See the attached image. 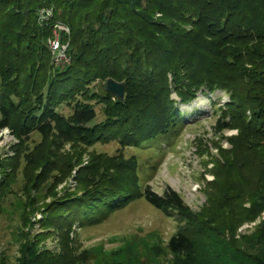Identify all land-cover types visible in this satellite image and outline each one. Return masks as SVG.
<instances>
[{
  "label": "trees",
  "instance_id": "obj_1",
  "mask_svg": "<svg viewBox=\"0 0 264 264\" xmlns=\"http://www.w3.org/2000/svg\"><path fill=\"white\" fill-rule=\"evenodd\" d=\"M41 11L51 14L43 23ZM59 25L68 29L61 35L67 63L52 75L46 42ZM108 79L124 82L123 101L102 89L89 92L92 83ZM247 79L261 87L249 98L258 99L251 114L259 122L255 134L264 136V0H0V128L16 121L18 137L55 132L68 142L137 147L180 123L171 93L187 105L201 89L223 90L246 107L237 83L245 89ZM72 97L76 104L66 119L56 107ZM93 101L104 106L105 120L96 124ZM118 167L129 181H114L105 169L107 179L66 207L78 225L96 224L141 197L167 216L176 211L186 223H199L174 191L159 195L146 186L140 192L135 163ZM246 212L249 222L264 213V191ZM196 241L183 228L168 248L195 264ZM255 244L264 264V218Z\"/></svg>",
  "mask_w": 264,
  "mask_h": 264
},
{
  "label": "rangeland",
  "instance_id": "obj_2",
  "mask_svg": "<svg viewBox=\"0 0 264 264\" xmlns=\"http://www.w3.org/2000/svg\"><path fill=\"white\" fill-rule=\"evenodd\" d=\"M53 29L65 52L66 28ZM50 40L55 61L63 49L52 52ZM99 85L86 91L100 94ZM237 85L246 107L223 90L201 89L187 105L171 93L180 123L137 147L118 140L68 142L55 132L18 137L16 121L0 128V264H184L168 248L183 228L197 240L195 264H261L255 232L264 213L245 220L251 201L264 191V136L255 134L259 122L251 114L258 99L249 98L261 87ZM76 99H63L56 111L69 119ZM92 104L94 124L104 121V106ZM128 161L135 163L140 192L146 186L159 195L174 191L199 223H186L176 211L167 216L141 197L96 224L78 225L66 207L107 179L105 169L114 181H125L118 166Z\"/></svg>",
  "mask_w": 264,
  "mask_h": 264
},
{
  "label": "water",
  "instance_id": "obj_3",
  "mask_svg": "<svg viewBox=\"0 0 264 264\" xmlns=\"http://www.w3.org/2000/svg\"><path fill=\"white\" fill-rule=\"evenodd\" d=\"M101 89L118 101H123L125 97L124 83H118L113 79H108L105 83L100 84Z\"/></svg>",
  "mask_w": 264,
  "mask_h": 264
},
{
  "label": "built area",
  "instance_id": "obj_4",
  "mask_svg": "<svg viewBox=\"0 0 264 264\" xmlns=\"http://www.w3.org/2000/svg\"><path fill=\"white\" fill-rule=\"evenodd\" d=\"M42 13H40V17L42 16V19H40L42 22H44V21H46V20H48V18L51 16V14H50V12H48V11H41ZM39 17V18H40ZM56 29L57 28H59V26H56L55 27ZM66 33H68V29H66ZM50 45H53V46H51V51L52 52H57V51H59L60 49H61V47H62V49H63V51H62V53H61V57H58L56 60H55V63H58V64H64V63H67V59H66V56H65V52H64V50H65V47H63V45L61 46V44H60V42H58V39L56 38L55 40H54V38L52 39V40H50ZM63 54V55H62ZM60 56V55H59ZM57 64V65H58Z\"/></svg>",
  "mask_w": 264,
  "mask_h": 264
}]
</instances>
